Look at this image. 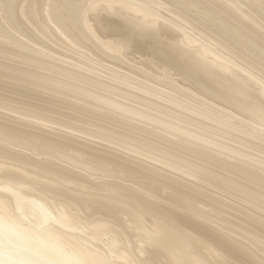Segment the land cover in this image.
Wrapping results in <instances>:
<instances>
[{
	"label": "bare ground",
	"instance_id": "1",
	"mask_svg": "<svg viewBox=\"0 0 264 264\" xmlns=\"http://www.w3.org/2000/svg\"><path fill=\"white\" fill-rule=\"evenodd\" d=\"M0 110L130 157L1 118L0 264H264V0H0Z\"/></svg>",
	"mask_w": 264,
	"mask_h": 264
},
{
	"label": "rangeland",
	"instance_id": "2",
	"mask_svg": "<svg viewBox=\"0 0 264 264\" xmlns=\"http://www.w3.org/2000/svg\"><path fill=\"white\" fill-rule=\"evenodd\" d=\"M221 2H224V0H221ZM223 9L228 10V7H223ZM238 11L241 13L240 10H238ZM239 12H238V13H239ZM218 13L221 14V11H219ZM221 15H222V14H221ZM221 17H222V16H221ZM224 18H225V17H224ZM137 56H138V55H135V57H137ZM17 98H19L18 95H17ZM20 99H23V98H20ZM31 102L34 103V101H31ZM35 104L43 105V103H42L41 101H39V100L35 101ZM44 105L49 106V107H50L51 109H53V110H58V111L62 110V109H61L59 106H57V105H56V106H55V105H47V104H45V103H44ZM0 113H1L0 115H4V114H5V112L3 113V111L1 112V110H0ZM5 116H6V117H5ZM4 117H5V118H4ZM10 117H11V115H10ZM1 118H2V120H1ZM6 118H9V116L6 115V114H5L4 116H0V120H1V122L4 121L3 123H7L8 125H11V126H14V127H18V126H19L18 128L25 129V130H27V131H29V132H33V133L36 132V133H39V134L41 133V135H43L44 137H46V138L49 137V138L52 139V140H54V139L58 136L57 139H55V141H57V140L59 141V140H60L61 142H64V143L67 144V145H70V146H73V147H78V148H84V149H87V150H90V148H92V149L90 150L91 153H93V154H97V155L100 154V155H103V156H106V157H108L109 155H111V156H109V157H112V158H113V156H115V157H114L115 159H114V158H113V159L116 160V161H118V162L120 161V162H122L123 164H124V163L126 164L127 162H125V161H128L127 159H126V160H123V158H125V157L127 158V157H128L129 160H130V157H129V156H127V155L125 156L123 153L119 152L118 150H117L118 152H117V151L115 152L116 149H113V150L111 149V152H110V148H109V151H108V152H105V149L108 150V147H107V146L105 147L104 143H102V144H101V142L98 143L97 141L92 140V139H90V138H87V137H85V136L83 137V135L81 136L80 134H79V135H80L79 137H78V136L76 137V135H78V134H75V133H73V136H72V135H70L71 133H69L68 131H66V133H63V132H65V131H64L62 128H60V127L58 128V127H56V126H53L54 129H55L56 131H54V130L52 129L53 127H51V126H50V127H46L48 130H50V131H48L47 129H44L45 127H42V126H37V127H36L35 124L22 125V123H18V121H17L16 119H13L14 117L9 118L10 120H9V119H6ZM11 119H12V121H11ZM5 120H8V121L6 122ZM10 122H11V123H10ZM13 122L15 123V125L13 124ZM19 122H22V121H19ZM9 123H10V124H9ZM32 125H33L34 127H33ZM20 126H23V127H20ZM28 126H29L30 128H32V129L35 128V130L33 129V131H31L32 129L30 130V128H27ZM25 127H26V128H25ZM38 127H39V129H41L42 131L39 130V129H37ZM40 127H42V128H40ZM36 129L39 130V131H41V132L37 131ZM51 129H52V130H51ZM45 130H46L47 132H46ZM58 130H59V132H58ZM62 130H63V131H62ZM51 131H52V132H51ZM53 131H54V132H53ZM42 132H43V133H42ZM48 132H49V133H48ZM56 132H58V133H56ZM61 132H62V133H61ZM55 133H56V135H55ZM67 133H68L69 135H68ZM52 134H53V135H52ZM62 134H63V135H62ZM46 135H47V136H46ZM54 135H55L56 137H55ZM60 135H62V137H63L62 139L60 138V137H61ZM74 135H75V136H74ZM64 136H65V138H64ZM82 137H83V139H82ZM80 138H81V139H80ZM85 138H86V139H85ZM63 139H65V140L63 141ZM88 139H90V140H88ZM60 141H59V142H60ZM88 141H89V142H88ZM92 141H94L93 144L90 143V142H92ZM95 142H96L97 144H96ZM89 144H90L91 146H93V147H90ZM100 144H101V146L98 147V145H100ZM86 145H87L88 147H87ZM103 145H104V147H102ZM85 147H86V148H85ZM93 148H94V149H93ZM98 148H99L100 150H98ZM95 149H96V150H95ZM17 150L20 151V152H22V153H24L23 151H25V150L18 149V148H17ZM98 151H99V152H98ZM100 151H101V153H100ZM25 152H26V151H25ZM102 152H103L104 154H103ZM112 152H114V153H112ZM105 153H106V154H105ZM116 153H117V154H116ZM118 153H119V154H118ZM108 154H109V155H108ZM115 154H116V155H115ZM121 154H122V155H121ZM117 155H118V156H117ZM120 156H122V157H120ZM117 157H120V158H117ZM121 159H122L123 161H122ZM136 161H137V162H136ZM138 161H139V160L134 159L133 164L138 163ZM142 163L144 164V167H143V164H142ZM133 164H130V165L132 166ZM138 164H139L140 166L137 165V164H135V165H137L136 167H134L135 165L133 166L134 169H136V170H138V171H144V168L147 167V165H148V164H147L146 162H144V161H143V162H142V161H139ZM141 166H142V167H141ZM137 167H140L141 169H140V168L138 169ZM142 169H143V170H142ZM166 173H167V172H165V174H166ZM168 175H170V174L167 173V176H168ZM91 178H92L95 182L98 181V180H99V181L101 180L99 177H97V176H95V175H94V178H93V176H92ZM185 178H186V180L183 179V180H182V184H186L188 187H190L191 184H192L191 187L198 186V185L196 184L197 182H195L193 179H190L189 177H185ZM187 178H188V179H187ZM92 179H91V180H92ZM97 179H98V180H97ZM114 179H115V180H113L112 178H111V179L108 178L109 181L111 180V181H113V182L121 183V182H119V181H121L120 179H119V180H117L116 178H114ZM104 180H105V179H104ZM184 180H185V181H184ZM187 180H190V182L187 181ZM192 180H193V181H192ZM101 181H103V180H101ZM193 182H195V184H194ZM189 183H191V184H189ZM203 186H204V185H203ZM204 187H205L206 189L209 188L210 191H209V190H206V191L208 192L207 194H208L209 196H211V198H212V196H213L212 199H214V202H217V203H215L217 207L215 206V204H214V202H213V204H214V206H215V209H217V210L215 211V215H216V216H224V217H228V218L230 217V219H233L234 216L237 215L233 208H234V207L236 208L237 205L242 206V208L245 207L243 204H241L240 202H238L237 200H235V198L230 197V196H229V197H230V198H229L228 195H225V193H224L223 191H221V190H218V189H217V191H220V192L223 193L224 195L221 194V193L219 194V192H217V193H218V194H217L215 188L207 187V186H204ZM194 188H195V187H194ZM162 191H163V192H162V195H161V196H162V197L167 196V194H168V192H169L168 189H164V190H162ZM210 194H211V195H210ZM216 194H217V195H216ZM219 196H220V197H219ZM221 197H225V199H222ZM215 198H216V199H215ZM226 198H228V199H226ZM231 198H232L233 200H235V203H234V201H233ZM219 199H220V200H223V201L221 202V201H219ZM229 199H230L231 202L229 201ZM227 200H228V202H227ZM224 201H226V202H225V205H224ZM218 202H220V203H218ZM162 203H163V202H162ZM222 203H223V204H222ZM229 203H230L231 206L229 205ZM231 203H233V204H231ZM221 204H222V205H221ZM235 204H237V205H235ZM163 205H164V203H163ZM166 205H167V204L165 203V206H166ZM219 205H221V206L224 205L225 208H224V207L222 208V207H220ZM228 205H229V206H228ZM233 205H234V207H233ZM167 206H169V205H167ZM243 206H244V207H243ZM172 207H174V206H172ZM172 207H171V205H170V208H171V209H170L169 207H168V209H170V210H172V211H176V212L178 211V212H180V213H182V214H184V215H186V216L190 215V214H188V212H186L185 210H184V211H182V209L178 210V209L175 208V207H174V208H175V210H174V209H172ZM218 207H219V211H218ZM228 208H229V210H228ZM220 209H222V211H221ZM246 209H247V208L245 207V210H246ZM224 210H227V211H224ZM247 210H248V209H247ZM232 211H234V213H232ZM220 212H221V213H220ZM189 213H190V212H189ZM219 213H220V214H219ZM254 213H255V214H254ZM254 213H252V214H254V217H255L254 220H255L257 223H260L261 225H264V214H263V213H259V212H258V213L254 212ZM217 214H219V215H217ZM225 214H226V215H225ZM256 214H257V215L259 214V216H257ZM227 215H229V216H227ZM260 215H261V216H260ZM262 215H263V216H262ZM258 218H260V219H258ZM199 222H200V223H204V220H199ZM206 222H207V221H205V223H206Z\"/></svg>",
	"mask_w": 264,
	"mask_h": 264
}]
</instances>
